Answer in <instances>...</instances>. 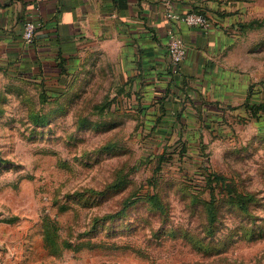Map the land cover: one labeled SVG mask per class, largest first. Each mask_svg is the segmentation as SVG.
Returning <instances> with one entry per match:
<instances>
[{
	"label": "rangeland",
	"instance_id": "374dc122",
	"mask_svg": "<svg viewBox=\"0 0 264 264\" xmlns=\"http://www.w3.org/2000/svg\"><path fill=\"white\" fill-rule=\"evenodd\" d=\"M217 2L258 107L215 140L135 122L99 54L6 97L0 264H264V0Z\"/></svg>",
	"mask_w": 264,
	"mask_h": 264
},
{
	"label": "crops",
	"instance_id": "0c3cea01",
	"mask_svg": "<svg viewBox=\"0 0 264 264\" xmlns=\"http://www.w3.org/2000/svg\"><path fill=\"white\" fill-rule=\"evenodd\" d=\"M219 7L217 0H0V113L17 84L59 91L99 54L111 62L120 105L135 122L153 132L167 126L189 143L215 140L258 104L248 74L233 67L231 22ZM168 11H202L212 26L187 27ZM28 20L42 25L31 44L22 39ZM169 31L185 47L177 69L168 56Z\"/></svg>",
	"mask_w": 264,
	"mask_h": 264
},
{
	"label": "built area",
	"instance_id": "2783aa9c",
	"mask_svg": "<svg viewBox=\"0 0 264 264\" xmlns=\"http://www.w3.org/2000/svg\"><path fill=\"white\" fill-rule=\"evenodd\" d=\"M166 17L170 20L182 21L187 27L204 31L212 26V21L206 14L193 11L182 15L177 12L168 11L166 13ZM41 26L42 25L40 22H34L31 20L26 21L24 23L22 32L23 41L26 44H31L34 41L36 32L40 29ZM167 49L170 61L173 64L174 69H177L184 59L185 47L182 40L172 31L168 32Z\"/></svg>",
	"mask_w": 264,
	"mask_h": 264
},
{
	"label": "trees",
	"instance_id": "16d2710c",
	"mask_svg": "<svg viewBox=\"0 0 264 264\" xmlns=\"http://www.w3.org/2000/svg\"><path fill=\"white\" fill-rule=\"evenodd\" d=\"M194 12L204 14L202 11H194ZM257 105H258V104H257ZM257 105L255 104V105H253V106H250V110H251L252 116H253L254 114H256V109H257V107H258Z\"/></svg>",
	"mask_w": 264,
	"mask_h": 264
}]
</instances>
